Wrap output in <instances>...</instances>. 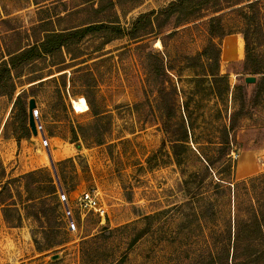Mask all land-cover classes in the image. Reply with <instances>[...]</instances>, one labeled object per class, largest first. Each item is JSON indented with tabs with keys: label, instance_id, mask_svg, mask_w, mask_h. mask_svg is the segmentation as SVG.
<instances>
[{
	"label": "rangeland",
	"instance_id": "rangeland-1",
	"mask_svg": "<svg viewBox=\"0 0 264 264\" xmlns=\"http://www.w3.org/2000/svg\"><path fill=\"white\" fill-rule=\"evenodd\" d=\"M98 1L0 0V50L26 46L44 37L47 29L60 31L80 24L88 16L84 6ZM171 1L144 0L131 8L127 0H120L110 13L130 30L140 14ZM42 20L49 23L37 27ZM174 20L166 23L165 32ZM224 22L228 34L214 42L220 75L227 77L214 84L205 73L215 70L216 52L203 53L210 38L207 20L202 18L181 26L166 38V45L154 34L136 41L124 36L104 44V36L95 33L70 45L74 55H80L76 59L65 49L32 61L23 76L15 78V96L44 80L34 97L38 133L29 126L30 137L18 125L16 98L0 96V160L9 176L38 168L52 171L53 162L72 159L63 163L62 182H56L58 196L61 189L70 196L77 229H68L60 201L66 242L56 249L59 264H220L222 232L238 221L243 226L249 223L252 195L259 188L235 183L264 172V92L254 117L240 120L230 132L229 155L218 150V141L236 106V85L245 84L251 97L262 75H254L255 83L245 82L251 74L243 70L241 15L227 12ZM251 36L252 47L264 57V23ZM8 59L5 55L0 63ZM36 74L43 78L31 82ZM159 78L167 87L163 96ZM85 94L98 111L109 115L111 126L107 143L78 148L72 127L91 121L94 114L90 107L77 111L72 101L86 99ZM165 104L172 108L170 118ZM185 129L183 161L177 163L172 142L182 138ZM241 174L246 177L240 178ZM96 189L107 209L104 218L78 207V196ZM40 231L38 221L27 216L20 226H12L0 208V264H53L55 249L46 251ZM101 231L104 238L84 244ZM261 250V245L242 244L235 251L236 264H264ZM233 251L230 246V260Z\"/></svg>",
	"mask_w": 264,
	"mask_h": 264
},
{
	"label": "trees",
	"instance_id": "trees-1",
	"mask_svg": "<svg viewBox=\"0 0 264 264\" xmlns=\"http://www.w3.org/2000/svg\"><path fill=\"white\" fill-rule=\"evenodd\" d=\"M119 1L99 0L96 4L92 3L89 6H84L83 9L88 13V16L80 24L72 25L60 31H50L47 29L44 37L35 39L26 46H16L12 49L0 50V60L5 55L9 56L8 60L0 63V96H8L12 99L16 98L13 105L16 111L18 125L23 130V135L27 137L31 136V130L28 125L29 100L38 94L36 87L38 84L43 83L44 80H41L43 78L42 76L36 74L31 82L41 81L32 84L28 90H23L15 96L17 89L15 78L22 77L23 69L32 61L48 54L62 52L65 49H68V53L76 59L80 55H74V52L70 49V45L79 43L87 35L95 33H100L104 36V44L114 38L128 36L131 40L136 41L154 34L157 39H160L166 45V38L174 36L181 26L198 19L206 18L210 42L203 53L210 55L209 53L215 50L216 56L214 58L215 70L210 73H205V75H211L212 84H214L219 79H226L227 77L226 75H220V54L214 39L224 37L228 34L224 22L225 14L227 12H238L245 24L241 30L245 40L243 70L251 75H262V78L257 84V91L251 97H248L245 84H237L235 87L234 97L236 106L230 114L229 123L224 125L220 130L218 141V150L222 151L225 155H229L230 132L238 126L240 120L254 117L264 92V57L256 49L254 50L251 40L252 32L259 30L264 23L263 0H172L159 10H151L140 14L130 30L121 25L117 14L112 16L110 13V10L115 8ZM127 1L132 8L138 6L144 0ZM195 9H198L197 14L195 13ZM204 9H206L205 12H202ZM181 13L183 14L181 15ZM176 14L177 16L175 17L174 15ZM173 18H176L173 26L165 32L164 27L166 23H170L169 21H172ZM5 19L3 21H8ZM47 21L42 20L37 24V27H43V25L49 23ZM86 61L83 60L81 63ZM86 65L87 63L79 66L76 68V71H80ZM65 73L60 75L62 76ZM158 83L159 90L163 96L167 90L165 79L159 78ZM85 97L94 115L91 121L72 127V141L78 148L82 144L102 145L107 143L111 126L110 120H108L109 115L102 114L98 111L89 95L85 94ZM165 107L167 115L170 118L172 108L168 104H165ZM104 122L107 124H104ZM4 137L9 138L10 135L4 132ZM187 137L188 132L185 129L184 136L172 142V151L177 163H182L183 161L182 151L180 149L181 147H186L183 142H186ZM67 160L72 161L71 158H68L53 162L54 170L52 171L47 168H38L19 176H9L0 160V208H2L5 221L12 226H20L24 216L34 218L40 224V232L43 235L44 243L48 247L46 251L55 249V254L59 253L56 249L66 242L63 218L61 215V203L58 196L59 187L56 181L58 179L59 182H62L63 175L61 166ZM208 165H210L209 162ZM246 183H250L254 187L259 188L252 195L251 212L248 214L249 223L243 226L241 224L243 222L238 221V223L234 224V227H228L222 232L221 235L223 237L221 242L223 245L221 248L223 255L220 258V264H236L238 254L235 251L242 244L244 245V243L252 247L261 245L262 250L260 253L263 252L262 256L264 255V172L248 180L238 181L235 184L236 186H240ZM37 191L38 193L35 195ZM22 207L24 208V213H22ZM104 236L105 233L101 231L84 240V244L95 239H102ZM34 241L39 245L38 249L44 251L40 247V240L35 238ZM230 246L234 249L232 260H230L228 253ZM226 249L227 253H225ZM84 253L85 248H83ZM52 263L59 264L60 258H55Z\"/></svg>",
	"mask_w": 264,
	"mask_h": 264
},
{
	"label": "built area",
	"instance_id": "built-area-1",
	"mask_svg": "<svg viewBox=\"0 0 264 264\" xmlns=\"http://www.w3.org/2000/svg\"><path fill=\"white\" fill-rule=\"evenodd\" d=\"M37 111V110H36ZM37 116V112L35 114ZM44 145L48 144L47 138H42ZM59 199L64 205V214L68 221V229L76 230L77 224L74 219V206L70 204V196L64 191V189L59 190ZM78 207L81 211H93L103 218L107 213L106 206L101 202L100 191H84L77 198Z\"/></svg>",
	"mask_w": 264,
	"mask_h": 264
},
{
	"label": "water",
	"instance_id": "water-1",
	"mask_svg": "<svg viewBox=\"0 0 264 264\" xmlns=\"http://www.w3.org/2000/svg\"><path fill=\"white\" fill-rule=\"evenodd\" d=\"M257 80L256 76L254 75H249V76H246L245 78V82L246 83H255ZM36 107V100L34 97H31L30 100H29V107H28V111H29V126L31 127V130L34 134H37L38 131H37V119L36 117L34 116V108ZM59 257V254H55L53 256V258H58Z\"/></svg>",
	"mask_w": 264,
	"mask_h": 264
},
{
	"label": "bare ground",
	"instance_id": "bare-ground-1",
	"mask_svg": "<svg viewBox=\"0 0 264 264\" xmlns=\"http://www.w3.org/2000/svg\"><path fill=\"white\" fill-rule=\"evenodd\" d=\"M240 43V42H239ZM238 46V45H237ZM231 48V47H230ZM232 55V53H230ZM73 100V99H72ZM73 104H74V108L77 110V111H85V110H88L89 106H88V103L86 101V99L84 97H81L79 98V100H73L72 101Z\"/></svg>",
	"mask_w": 264,
	"mask_h": 264
},
{
	"label": "crops",
	"instance_id": "crops-1",
	"mask_svg": "<svg viewBox=\"0 0 264 264\" xmlns=\"http://www.w3.org/2000/svg\"><path fill=\"white\" fill-rule=\"evenodd\" d=\"M243 166L245 165V162H243V164H242ZM244 177H246L245 175H243V174H241V176H240V178H244ZM238 178H239V176H238Z\"/></svg>",
	"mask_w": 264,
	"mask_h": 264
}]
</instances>
